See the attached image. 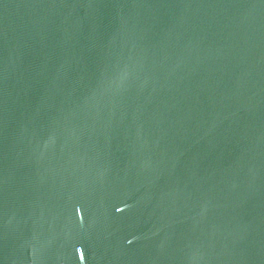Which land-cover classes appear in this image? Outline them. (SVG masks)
I'll return each instance as SVG.
<instances>
[{"label": "water", "instance_id": "1", "mask_svg": "<svg viewBox=\"0 0 264 264\" xmlns=\"http://www.w3.org/2000/svg\"><path fill=\"white\" fill-rule=\"evenodd\" d=\"M0 264H264V0H0Z\"/></svg>", "mask_w": 264, "mask_h": 264}, {"label": "snow or ice", "instance_id": "2", "mask_svg": "<svg viewBox=\"0 0 264 264\" xmlns=\"http://www.w3.org/2000/svg\"><path fill=\"white\" fill-rule=\"evenodd\" d=\"M81 259H83V254L81 253Z\"/></svg>", "mask_w": 264, "mask_h": 264}]
</instances>
